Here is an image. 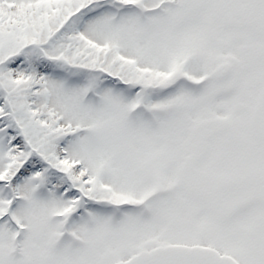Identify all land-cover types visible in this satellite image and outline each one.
Masks as SVG:
<instances>
[{
	"label": "snow or ice",
	"instance_id": "1",
	"mask_svg": "<svg viewBox=\"0 0 264 264\" xmlns=\"http://www.w3.org/2000/svg\"><path fill=\"white\" fill-rule=\"evenodd\" d=\"M0 264H264V0H0Z\"/></svg>",
	"mask_w": 264,
	"mask_h": 264
}]
</instances>
